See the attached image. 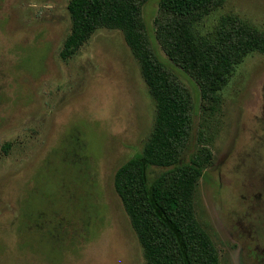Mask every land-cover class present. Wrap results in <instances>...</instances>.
<instances>
[{
	"label": "rangeland",
	"instance_id": "374dc122",
	"mask_svg": "<svg viewBox=\"0 0 264 264\" xmlns=\"http://www.w3.org/2000/svg\"><path fill=\"white\" fill-rule=\"evenodd\" d=\"M67 1L0 0V264H143L112 176L152 133L154 101L117 29L60 57ZM157 9L140 6L151 47L192 102L181 160L211 154L194 215L218 264H264V53L203 99L160 48ZM223 21L264 33V0H224L193 33L212 38Z\"/></svg>",
	"mask_w": 264,
	"mask_h": 264
},
{
	"label": "trees",
	"instance_id": "16d2710c",
	"mask_svg": "<svg viewBox=\"0 0 264 264\" xmlns=\"http://www.w3.org/2000/svg\"><path fill=\"white\" fill-rule=\"evenodd\" d=\"M143 1L68 0L69 31L59 55H71L97 28L121 32L155 105L152 133L112 176L143 264H218L215 247L193 210L196 181L211 154L201 146L181 160L192 102L151 47L140 10ZM223 1L158 0L155 38L166 58L193 79L203 99L217 98L244 55L264 53V33L241 22L223 21L212 38L194 35V24Z\"/></svg>",
	"mask_w": 264,
	"mask_h": 264
}]
</instances>
